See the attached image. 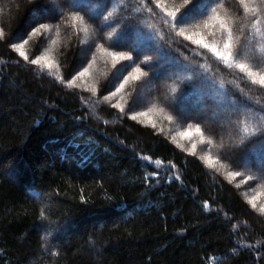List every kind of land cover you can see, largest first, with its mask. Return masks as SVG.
Instances as JSON below:
<instances>
[{"label": "trees", "instance_id": "16d2710c", "mask_svg": "<svg viewBox=\"0 0 264 264\" xmlns=\"http://www.w3.org/2000/svg\"><path fill=\"white\" fill-rule=\"evenodd\" d=\"M260 76L264 0H0V264H264Z\"/></svg>", "mask_w": 264, "mask_h": 264}, {"label": "rangeland", "instance_id": "374dc122", "mask_svg": "<svg viewBox=\"0 0 264 264\" xmlns=\"http://www.w3.org/2000/svg\"><path fill=\"white\" fill-rule=\"evenodd\" d=\"M84 54H85V50L82 51V56H84ZM94 67L95 66H93L91 64L87 68H84L83 70H81L79 73V78H77V79L82 78V81H84V83H86V84H91L92 82H94V74L97 70ZM81 73H84V74L81 75ZM171 73L173 74L175 72L172 70H169V71L167 70L164 73H162V75L168 76ZM151 83L150 82L146 83L144 88L142 89V91L139 92L138 103L143 104L147 100V93L146 92H148V90H149L148 88L151 86L150 85ZM226 101H227V103L225 105H226L227 110L234 107L233 104L229 103L228 99ZM203 106L204 105L201 104L199 110L200 111L206 110V112H208V115L206 116L207 120H213L214 121V119H215L214 113H216L217 116H218V114L220 115V113H226V112L222 111L223 109H225L223 106V102L221 104H219L216 107V109L215 108L212 109L210 107L209 108L205 107V109H204ZM212 110L214 113L211 112ZM232 111H235V110H232ZM142 113L144 115H141ZM231 114H232V112L226 113V115L228 117L226 116L225 120H228L227 118H230L229 116ZM137 115L140 116V118L144 119L145 121H148L152 124H160V125L162 124V122L160 120L161 117H164V116L169 117L170 116L169 114H167L163 110L162 107H154L151 109L143 110L142 112H138ZM182 115H184V114H182ZM221 115H223V114H221ZM223 117H224V115H223ZM220 120H222V119L220 118ZM167 121H168V125L170 123V126L165 125V128H164V126L161 125L160 127L161 128L163 127L164 131L166 130L167 133L174 135L176 137V139L179 141L180 146H189L190 148H195L196 146H199L201 139H202L201 131L200 132L196 131V128L199 126L181 127L171 117L168 118ZM224 130H226V128ZM243 160H244V162H247L246 167L255 166L260 170H264V153L260 154L259 157L257 155L254 156V159L251 161L249 159L246 160V158ZM236 173H239V172L238 171H232L229 173V175L232 178H234L239 185H242L247 189L245 193L247 194V196L249 197V199L251 201L258 204L260 207H264V185L258 184L254 187V185H253L254 183L252 184L251 179L249 177H245L240 173H239V175H236Z\"/></svg>", "mask_w": 264, "mask_h": 264}, {"label": "snow or ice", "instance_id": "6c2138e0", "mask_svg": "<svg viewBox=\"0 0 264 264\" xmlns=\"http://www.w3.org/2000/svg\"><path fill=\"white\" fill-rule=\"evenodd\" d=\"M153 2H155V0H153ZM156 6L159 7L160 5L157 3ZM150 10H151V9H149V11H150ZM168 15H173V16H174V13H168ZM174 18H175V16H174ZM183 18H184L183 16L180 17L181 20H183ZM221 27H224V25L222 24ZM180 34L183 35V31H181ZM188 39H191V37H188ZM228 41H231V32H230V31H228ZM26 42H27V41H25V43H26ZM195 43H197V44H199V45H202V46L205 47V48H209V49H210V50H211V51H212V52H213L218 58L223 59V60H225V61L229 60V59L232 57V53H231L230 51L228 52V55H225L224 52L218 51V50L215 48L214 45H213V46H210L209 44L205 43L203 39L197 40V41H195ZM14 47H16L17 51H20V49L23 48V44L16 45V46H14ZM230 48H231V43H230V42H225V44H224V49H225V50H228V49H230ZM20 55L24 56L25 54H24L22 51H20ZM25 59H27L26 56H25ZM32 63H33V64H37V63H39V61H38L37 59H33V60H32ZM48 67H51V65H48ZM238 67H240L241 69H243V68L245 67V65L240 64V65H238ZM83 74H84V73H81V75H83ZM251 74H252V73H249V75H251ZM253 83H259L262 87H264V76H260V78H259L258 81L253 80ZM141 115H144V114L142 113ZM133 118H135V117H133ZM196 131H197V132H200L201 130H200L199 127H197V128H196ZM241 131L243 132V134H244L245 136H250V135H254V134H256L257 129H256V128H252V129L250 130V128H249L248 126H245V127H243V128L241 129ZM236 175H239V173H236ZM253 207H255V204H254V203H253ZM260 212H261V213H264V207H261V208H260Z\"/></svg>", "mask_w": 264, "mask_h": 264}]
</instances>
